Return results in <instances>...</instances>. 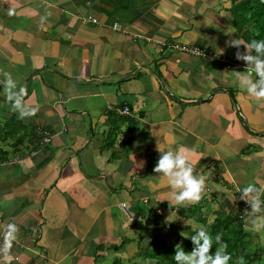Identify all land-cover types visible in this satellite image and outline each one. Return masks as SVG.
I'll use <instances>...</instances> for the list:
<instances>
[{
	"label": "crops",
	"instance_id": "1",
	"mask_svg": "<svg viewBox=\"0 0 264 264\" xmlns=\"http://www.w3.org/2000/svg\"><path fill=\"white\" fill-rule=\"evenodd\" d=\"M241 31L224 0H0V97L15 100L0 101V264H156L136 261L138 241L162 250L222 212L264 264L237 191L264 185V100L227 43ZM35 128L49 143L30 146ZM157 144L194 150L198 203L171 200Z\"/></svg>",
	"mask_w": 264,
	"mask_h": 264
},
{
	"label": "clouds",
	"instance_id": "2",
	"mask_svg": "<svg viewBox=\"0 0 264 264\" xmlns=\"http://www.w3.org/2000/svg\"><path fill=\"white\" fill-rule=\"evenodd\" d=\"M227 43L229 47L237 49L235 58L240 60L237 64L246 65L241 66L245 71L235 73L236 82L249 96L264 100V40H252L245 44L235 38ZM242 45L245 49L243 52L239 50ZM157 151L160 155L153 171L167 179L171 200L176 205L198 203L206 188V177L194 174L195 166L199 162H194V150L184 146L177 150H165L157 144ZM139 166H143V161ZM237 191L240 192L239 199L249 205L250 230L264 229V185L250 183L243 188H237ZM194 232L190 237L193 243L191 251L176 247L173 257L175 264H229L232 257L220 234L215 236L216 247L213 251V236L203 227L195 228Z\"/></svg>",
	"mask_w": 264,
	"mask_h": 264
},
{
	"label": "trees",
	"instance_id": "3",
	"mask_svg": "<svg viewBox=\"0 0 264 264\" xmlns=\"http://www.w3.org/2000/svg\"><path fill=\"white\" fill-rule=\"evenodd\" d=\"M224 2L234 28L238 31L242 30L240 36L243 43L248 44L252 40H264V0H224ZM34 138L33 134L29 142L34 140ZM239 215L222 212L218 215H213L203 226L213 236V251L216 247L215 236L217 234H220L222 240L227 243L228 252L232 257L229 264H249L250 261L257 259L256 255L251 257L250 254L241 252L245 247L247 238L242 229V217ZM193 234H195L194 231H192L191 235ZM191 235L186 238L173 240L163 247L162 249L166 252L164 253L162 250L164 255L161 257L162 262L159 263L175 264L173 257L176 247L191 251L193 248V243L190 245V242H192L190 239ZM166 254H169V256L165 257Z\"/></svg>",
	"mask_w": 264,
	"mask_h": 264
},
{
	"label": "built area",
	"instance_id": "4",
	"mask_svg": "<svg viewBox=\"0 0 264 264\" xmlns=\"http://www.w3.org/2000/svg\"><path fill=\"white\" fill-rule=\"evenodd\" d=\"M85 22H91V23H96V19L91 16H85L83 19ZM111 28L114 29H119L120 26L117 23H112ZM167 48H172L174 50L182 51L188 54L192 55H197V56H203L207 59H214V58H219L222 61L226 62L227 64H233L232 62L229 61L226 57H221V56H216L214 55L210 50L198 46H193V45H188V44H181V43H176V42H170L166 44ZM237 66H243L245 64H236ZM246 67V65H245ZM115 113L117 115H128L129 114V109L126 105H123L121 107L115 108ZM34 140L29 142L30 146L32 148H37L43 145H46L49 143L50 138H51V133L44 128H35L34 129ZM119 208L125 211L128 217H130L129 212L127 208L124 206L123 202L118 203Z\"/></svg>",
	"mask_w": 264,
	"mask_h": 264
},
{
	"label": "rangeland",
	"instance_id": "5",
	"mask_svg": "<svg viewBox=\"0 0 264 264\" xmlns=\"http://www.w3.org/2000/svg\"><path fill=\"white\" fill-rule=\"evenodd\" d=\"M228 57V59H229V56H227ZM229 61H230V59H229ZM231 62V61H230ZM225 64H227L226 62H224ZM192 207H194V206H192ZM191 210H192V208H191ZM146 237V236H145ZM145 243V245H146V243L147 242H145V241H138V246H139V248H138V250L141 248L142 250H141V252L139 253V255L136 257L137 258V260L136 261H139V262H142V260H147V261H155V263L156 264H161V263H159V262H162V256L164 255V253L166 252V251H164V249H162L163 251H164V253L162 252V250H159V249H161L160 248V246H159V243L158 242H154V241H151L150 243H148L147 245H146V247L145 248H143V244ZM137 244V243H136ZM192 244V242H190V245ZM182 246V245H181ZM167 256H169V254L167 255H165V257H167ZM152 261V262H153ZM260 264H262V263H260Z\"/></svg>",
	"mask_w": 264,
	"mask_h": 264
},
{
	"label": "water",
	"instance_id": "6",
	"mask_svg": "<svg viewBox=\"0 0 264 264\" xmlns=\"http://www.w3.org/2000/svg\"><path fill=\"white\" fill-rule=\"evenodd\" d=\"M27 84H28V81H27L26 84H25V91H26ZM225 91L228 93V90H225ZM0 101H9V102H13V101H15V100H10V99H6V98H2V97H0Z\"/></svg>",
	"mask_w": 264,
	"mask_h": 264
}]
</instances>
